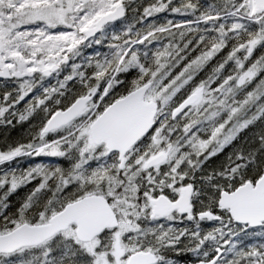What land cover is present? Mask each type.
<instances>
[{
  "label": "snow or ice",
  "instance_id": "snow-or-ice-1",
  "mask_svg": "<svg viewBox=\"0 0 264 264\" xmlns=\"http://www.w3.org/2000/svg\"><path fill=\"white\" fill-rule=\"evenodd\" d=\"M0 78V264H264V0H0Z\"/></svg>",
  "mask_w": 264,
  "mask_h": 264
},
{
  "label": "trees",
  "instance_id": "trees-1",
  "mask_svg": "<svg viewBox=\"0 0 264 264\" xmlns=\"http://www.w3.org/2000/svg\"><path fill=\"white\" fill-rule=\"evenodd\" d=\"M145 2H147V0H145ZM164 14H161V18H163ZM129 18L131 16H128ZM173 19L179 20L180 17H171ZM119 26V25H118ZM106 43L102 45H95L93 46V48H88L86 50H83L82 54L84 55L85 52L87 51H94L95 53L97 51L99 52H104L106 51ZM85 56V55H84ZM77 63L80 62V59L78 58ZM71 71L70 68H65L62 72L61 75L59 77V79H63L64 75L69 74ZM48 80L50 81L51 85H55L56 84V79L54 78H48ZM69 86H71V82H69ZM11 85H9V89H11ZM2 88H0V92H2ZM19 108L23 107V103H21V105H18ZM41 116L42 114H36L34 115V117L30 118L29 121L24 122V123H17L15 120L13 121V126H0V147L3 146L5 140L9 141V142H15V141H20V142H26L27 139L29 138V130L32 128L33 125H38L40 120H41ZM256 129H250L247 132H245L243 135L244 136H250L252 132H254ZM232 149H226L224 153L219 154L217 157H213L212 160L209 162L208 167L212 168V167H217L218 165H220L221 163L225 162L226 160V156L227 153L230 152ZM36 161L34 160H30L27 158H24L20 161V166L21 167H27L29 164L35 163ZM31 187V185L29 186ZM26 192L25 188H21L20 190H18L17 193L13 194V196L10 197L11 200H13L14 202L16 200H18L20 197H22ZM210 226V222L205 224V227H209ZM249 243H251L252 241H248ZM189 259H191L190 256H188ZM182 260H186L187 256L185 257H181ZM188 260V259H187Z\"/></svg>",
  "mask_w": 264,
  "mask_h": 264
},
{
  "label": "flooded vegetation",
  "instance_id": "flooded-vegetation-1",
  "mask_svg": "<svg viewBox=\"0 0 264 264\" xmlns=\"http://www.w3.org/2000/svg\"><path fill=\"white\" fill-rule=\"evenodd\" d=\"M127 15H128V16H131L132 13L129 11V12L127 13ZM116 23H117V26H118L120 22L118 21V22H116ZM86 48H87V47H86ZM84 49H85V48H84ZM86 54H88V52H87ZM187 259L190 260V259L188 258V256H187ZM187 259H186L185 261H187Z\"/></svg>",
  "mask_w": 264,
  "mask_h": 264
},
{
  "label": "water",
  "instance_id": "water-1",
  "mask_svg": "<svg viewBox=\"0 0 264 264\" xmlns=\"http://www.w3.org/2000/svg\"><path fill=\"white\" fill-rule=\"evenodd\" d=\"M0 79H2V78H0Z\"/></svg>",
  "mask_w": 264,
  "mask_h": 264
}]
</instances>
